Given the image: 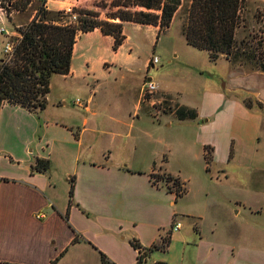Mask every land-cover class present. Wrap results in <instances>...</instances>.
<instances>
[{
    "label": "crops",
    "instance_id": "0c3cea01",
    "mask_svg": "<svg viewBox=\"0 0 264 264\" xmlns=\"http://www.w3.org/2000/svg\"><path fill=\"white\" fill-rule=\"evenodd\" d=\"M49 1L46 0L47 5ZM89 32L104 35L99 28ZM17 35L12 30L8 36ZM124 35L122 44L128 40ZM77 49L78 39L72 56ZM70 73L73 74L72 62L65 75ZM254 74L264 76V71L254 70ZM159 91L172 94L168 90ZM247 94L250 97L246 96V104L236 101L230 106L224 123L230 129L227 132L230 143L240 149L226 152L224 144L220 152L214 146L211 154L213 160H226L227 167L215 166L213 175L218 176L214 179L208 172L207 190L220 187L223 178L232 179L228 187L231 199H225L220 212L213 208L217 217L212 228L205 227L202 214L207 204L213 205L212 199L201 203L196 200L200 196L196 193L194 200L186 204L191 205L190 210L176 212L172 207L173 193L159 188L149 176L156 170L171 172L156 162L151 165L153 168L148 166L142 170L134 161L132 155L141 140L147 137L154 143L162 139L157 136L162 123L146 119L140 111V97L127 108L122 120L108 118L112 124L107 130L99 127L100 119L95 127L93 118L99 113L86 105L82 127L74 133L77 148L73 174H67L66 187L59 185L50 169L45 172L32 169L41 154L37 150L32 153L31 148L27 149L26 157L16 156V161L23 164L20 170L13 174L0 171V264H50L52 261L53 264H107L101 254L112 264H154L156 261L174 264L163 258L162 252L155 251L138 262V251L130 240L135 238L143 247H149L169 229L176 214L188 220L179 228L185 227L183 233L174 238L171 235L170 240V243L181 242L188 251V261L180 264H264V83ZM5 104L9 103L3 102L0 107ZM197 114L191 121L202 122L205 114L198 111ZM143 128L153 136L150 133L144 136L148 132H143ZM88 133L92 134L90 139L86 137ZM100 142L103 147L98 146ZM92 146L99 147L95 158L85 151ZM203 152L202 149V155ZM49 153L51 160L52 152ZM72 177L73 193L69 198ZM239 188L246 198L237 193ZM203 189L202 186L199 190ZM66 210L68 215L64 218Z\"/></svg>",
    "mask_w": 264,
    "mask_h": 264
},
{
    "label": "rangeland",
    "instance_id": "374dc122",
    "mask_svg": "<svg viewBox=\"0 0 264 264\" xmlns=\"http://www.w3.org/2000/svg\"><path fill=\"white\" fill-rule=\"evenodd\" d=\"M116 1L118 0H50L47 9L69 12L73 7L86 8L98 12V18L118 22V18L109 16L117 9ZM5 3L9 10L0 25L4 26L7 33L14 27H23L42 7V0H5ZM256 10L260 13L259 21L253 17ZM241 14L245 24L236 36V45L244 44L246 49L254 51L255 56L264 59V0H246V9ZM62 19L70 23L76 18L70 15L69 18ZM182 20L177 16L169 28L158 36L156 26L123 22V32L128 40L116 51L113 50V37L95 32L79 33L78 49L71 60L73 74L51 75L47 105L44 109L30 111L12 104L0 107V171L13 174L20 170L23 164L16 161V156L26 157L29 148L33 150L32 153L37 150L41 158L47 159V154L51 151L49 169L59 185L66 187L67 174H73V156L77 148L74 133L82 127L83 105H90L98 111L93 123L96 127L100 119L99 127L107 130L112 124L108 118L122 120L126 117L127 108L140 97V111L146 115V119L162 123L161 133L157 135L162 139L154 143L147 137L141 140L137 152L132 155L134 161L142 166V170L153 168L151 165L156 162L179 180L185 190L179 196L172 192V207L176 212L181 209L190 210L191 205L186 204L194 200L196 193L200 195L196 200L201 203L204 200L212 202V199L213 205L207 204L205 213L202 212L205 216V227L212 228L216 224L215 216L217 217L213 208L220 212L222 204L226 203L225 199H231L228 187L232 185V179L223 178L219 182L220 187L207 190L208 172L213 179L217 178L218 175H213L215 166L227 167V164L226 160H207L205 149L209 156L213 153L214 146L218 152L226 145V152L240 149L230 143L227 134L230 129L224 124L227 111H230V106L236 101L246 104V96L250 97L248 91L261 86L264 76L255 75L254 70H250L247 64L231 62L223 56L213 60L207 50L188 44L181 31ZM7 41H12V37L0 33V58L6 60L11 58L3 50ZM153 56L158 57V63L147 68L146 64L148 65ZM104 62L108 64L105 65ZM148 78L156 83L157 91L142 95L143 83ZM159 90H168L172 94L169 93V97L165 98V94ZM77 98L81 105L73 103ZM180 105L204 113V120H178L175 114ZM146 130L148 133H144V136H150L149 133L153 136L150 130L143 128V132ZM91 136L90 133L86 135L87 139ZM98 146L103 147V143H98ZM98 146H92L85 151L95 158L98 155ZM207 167L210 168L209 171ZM158 184L159 188L171 193L165 182ZM221 184L227 187H222ZM202 186L205 189L200 191ZM237 193L247 197L241 194L242 188ZM174 219L180 221L181 226L188 222L179 214ZM184 229L185 227L179 232H172L173 238L181 235ZM154 251L162 252L163 258L174 264L188 261V251L181 242L174 241L165 250Z\"/></svg>",
    "mask_w": 264,
    "mask_h": 264
},
{
    "label": "trees",
    "instance_id": "16d2710c",
    "mask_svg": "<svg viewBox=\"0 0 264 264\" xmlns=\"http://www.w3.org/2000/svg\"><path fill=\"white\" fill-rule=\"evenodd\" d=\"M44 2L42 0V7L35 17L23 27L13 28L18 35L12 37L15 42L12 57L8 60L0 58V105L6 102L30 111L44 109L51 75L69 72L73 47L79 33L99 28L102 34L113 37V50H116L125 38L123 22L126 21L156 26L158 36L179 16L183 19L182 34L191 46L207 50L213 60L223 56L228 61L247 64L250 70L264 71L263 58L255 56L254 51L246 49L244 44L236 45V36L245 24L241 13L246 9V0H118L115 3L116 11L109 15L111 18H118V22L98 18V12L86 8L73 7L70 12L49 11L44 7ZM0 4L6 11L9 10L5 0H0ZM130 7L140 9L131 10ZM73 13H76L75 21H63L62 17L69 18ZM259 14L258 10L253 13L257 21ZM166 97L169 95L165 94ZM175 115L178 120H193L197 117V112L194 108L180 105ZM206 151L207 149L205 158L211 159ZM49 167V159L41 157H37L32 165V169L40 172L47 171ZM149 176L154 184L165 182L167 189L176 196L185 190L179 180L170 174L156 172ZM73 185L74 177L70 179L69 198L73 193ZM67 215L68 210L64 218ZM174 220L173 217L169 229L149 247H143L135 238L130 240L138 251V262L146 260L154 250L166 249L171 240ZM101 257L107 264H112L104 254ZM53 263L54 261L50 264ZM154 264L166 262L156 261Z\"/></svg>",
    "mask_w": 264,
    "mask_h": 264
},
{
    "label": "built area",
    "instance_id": "2783aa9c",
    "mask_svg": "<svg viewBox=\"0 0 264 264\" xmlns=\"http://www.w3.org/2000/svg\"><path fill=\"white\" fill-rule=\"evenodd\" d=\"M44 7L47 8V2L45 0V2L43 3ZM70 12V11H69ZM6 15H7V11L6 9L0 4V23L6 18ZM74 18H76V15L75 14H72ZM0 33H6V35L8 36L9 33H7L6 29L4 28V26L0 25ZM14 46H15V42L14 41H7L5 44H4V52L6 53V55L8 56V58L12 57L13 55V51H14ZM149 65H155L156 63H158V57L156 56H153L151 59H150V62H148ZM157 91V85L155 82H153L151 80V78L146 82L143 83V86H142V95H147V94H152L153 92ZM89 101V100H88ZM74 104L76 105H81V101L80 99H75L73 101ZM83 107H86V104L83 105ZM181 227V222L180 221H177V220H174L173 223H172V231H178L179 228Z\"/></svg>",
    "mask_w": 264,
    "mask_h": 264
},
{
    "label": "water",
    "instance_id": "95a60500",
    "mask_svg": "<svg viewBox=\"0 0 264 264\" xmlns=\"http://www.w3.org/2000/svg\"><path fill=\"white\" fill-rule=\"evenodd\" d=\"M150 78H148V80H149Z\"/></svg>",
    "mask_w": 264,
    "mask_h": 264
}]
</instances>
